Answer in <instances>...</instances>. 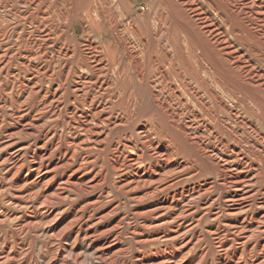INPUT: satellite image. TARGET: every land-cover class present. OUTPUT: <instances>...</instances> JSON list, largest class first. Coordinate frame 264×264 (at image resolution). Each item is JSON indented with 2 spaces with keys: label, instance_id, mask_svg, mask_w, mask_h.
I'll list each match as a JSON object with an SVG mask.
<instances>
[{
  "label": "rangeland",
  "instance_id": "obj_1",
  "mask_svg": "<svg viewBox=\"0 0 264 264\" xmlns=\"http://www.w3.org/2000/svg\"><path fill=\"white\" fill-rule=\"evenodd\" d=\"M196 1L0 0V264H264V0Z\"/></svg>",
  "mask_w": 264,
  "mask_h": 264
},
{
  "label": "bare ground",
  "instance_id": "obj_2",
  "mask_svg": "<svg viewBox=\"0 0 264 264\" xmlns=\"http://www.w3.org/2000/svg\"><path fill=\"white\" fill-rule=\"evenodd\" d=\"M198 1V0H197ZM196 1V2H197ZM199 2V1H198ZM245 2V1H244ZM8 4V3H7ZM199 6H200V3H199ZM221 6V5H220ZM168 7V6H167ZM188 7V6H187ZM193 8V7H192ZM206 8V7H205ZM204 8V9H205ZM207 9V8H206ZM240 9V8H239ZM249 10V9H248ZM256 10V9H255ZM198 11H200V10H198ZM210 11H212V10H210ZM246 11V10H245ZM203 16H205V15H203ZM260 16V15H259ZM264 16V15H263ZM196 17V16H195ZM257 17V16H256ZM205 19V18H204ZM178 20V19H177ZM180 21V20H179ZM212 21H214V20H212ZM208 22V21H207ZM218 23V22H217ZM233 23V22H232ZM248 23V22H247ZM215 25H218V24H215ZM219 25H220V23H219ZM251 26V25H250ZM212 28V27H211ZM224 29V28H223ZM231 29V28H230ZM205 30V29H204ZM220 30V29H219ZM233 30V29H232ZM237 31V30H236ZM193 32V31H192ZM216 32H218V31H216ZM224 32V31H223ZM232 32V31H231ZM207 33V32H206ZM210 34H212V32L210 33ZM223 35V34H222ZM227 37V36H226ZM223 38V37H222ZM221 38V39H222ZM225 40V39H224ZM200 41V40H199ZM237 42V41H236ZM235 43V42H234ZM239 43V42H238ZM201 44V43H200ZM233 44V43H232ZM225 45H227V44H225ZM235 46H236V44H235ZM249 46V45H248ZM241 47V46H240ZM203 48V47H202ZM258 50V49H257ZM224 51V50H223ZM240 51V50H239ZM242 53V52H241ZM236 54V53H235ZM240 54V53H239ZM243 54V53H242ZM264 54V53H263ZM211 58V57H210ZM228 58V57H227ZM231 59V58H230ZM172 60V59H171ZM170 60V61H171ZM229 60V59H228ZM253 60V59H252ZM232 62V61H231ZM251 63V62H250ZM210 64V63H209ZM254 64V63H253ZM243 65V64H242ZM216 66H217V64H216ZM235 66V65H234ZM217 67H219V66H217ZM162 68V67H161ZM220 68V67H219ZM258 69V68H257ZM163 70V69H162ZM221 70V69H220ZM223 70H224V68H223ZM237 70V69H236ZM217 71V70H216ZM161 72V71H160ZM227 72V71H226ZM223 73V72H222ZM259 73V72H258ZM147 74V73H146ZM159 75V74H158ZM165 75V74H164ZM148 77V76H147ZM165 77V76H164ZM225 77H227V76H225ZM235 79V78H234ZM147 80H148V78H147ZM201 80V79H200ZM158 81V80H157ZM189 81V80H188ZM262 81V80H261ZM232 82H233V80H232ZM232 82H231V84H232ZM259 82V81H258ZM236 84H237V81H236ZM243 84V83H242ZM8 85V84H7ZM148 85H150V83L148 84ZM239 85H241V83L239 84ZM245 85V84H244ZM244 85H242L243 87H244ZM238 86V85H237ZM11 87V86H10ZM174 88V87H173ZM245 88V87H244ZM175 89V88H174ZM242 89V88H241ZM173 90V89H172ZM192 90V89H191ZM197 90V89H196ZM215 91V90H214ZM148 92H150L149 90H148ZM252 92V91H251ZM156 93V92H155ZM180 93V92H179ZM178 93V94H179ZM195 93V92H194ZM157 94V93H156ZM221 94V93H220ZM161 95V94H160ZM180 95V94H179ZM5 96V95H4ZM163 98V97H162ZM258 98H259V95H258ZM201 99V98H200ZM9 101V100H8ZM3 102H4V100H3ZM1 103V102H0ZM204 103V102H203ZM166 104V103H165ZM235 104V103H234ZM131 105V104H130ZM157 106V105H156ZM208 106V105H207ZM57 108V107H56ZM191 108V107H190ZM228 109V108H227ZM99 110V109H98ZM172 110V109H171ZM170 110V111H171ZM198 112V111H197ZM236 112V111H235ZM196 116V115H195ZM121 117V116H120ZM178 118V117H177ZM246 120V119H245ZM244 120V121H245ZM115 121V120H114ZM230 121V120H229ZM233 122V121H232ZM117 123V122H116ZM234 123V122H233ZM188 125V124H187ZM76 126V125H75ZM151 128V127H150ZM202 128V127H201ZM146 129V128H145ZM212 128H210V130H211ZM230 129V128H229ZM198 133H199V131H198ZM142 134V133H141ZM207 134V133H206ZM237 135V134H236ZM60 137V136H59ZM194 138V137H193ZM219 139V138H218ZM226 140V139H225ZM262 140V139H261ZM208 141V140H207ZM220 141V140H219ZM255 141V140H254ZM72 143H74V142H72ZM153 143V142H152ZM158 143V142H157ZM199 143V142H198ZM206 143V142H205ZM245 143V142H244ZM59 144V143H58ZM70 144V143H69ZM136 144V143H135ZM148 144V143H147ZM150 144V143H149ZM167 145V144H166ZM180 145V144H179ZM156 146V145H155ZM208 146V145H207ZM241 146V145H240ZM152 147V146H151ZM202 147H203V145H202ZM204 148V147H203ZM248 148V147H247ZM74 149H76V148H74ZM78 149V148H77ZM177 149V148H176ZM205 149V148H204ZM222 149V148H221ZM167 150V149H166ZM206 150V149H205ZM229 150V149H228ZM232 150V149H231ZM73 151V150H72ZM157 151V150H156ZM213 151V150H212ZM239 151V150H238ZM224 152H225V150H224ZM152 153V152H151ZM217 153H218V151H217ZM71 154V153H70ZM120 154V153H119ZM157 154V153H156ZM159 154V153H158ZM212 154V153H211ZM243 154V153H242ZM233 155V154H232ZM244 155V154H243ZM252 155V154H251ZM262 156V155H261ZM254 157V156H253ZM88 158V157H87ZM235 158V157H234ZM242 158V157H241ZM24 159V158H23ZM219 159V158H218ZM224 160V159H223ZM114 161V160H113ZM264 161V160H263ZM20 162V161H19ZM132 162V161H131ZM101 163V162H100ZM186 164V163H185ZM241 164V163H240ZM251 164V163H250ZM18 165V164H17ZM188 165V164H187ZM237 165V164H236ZM179 166V165H178ZM243 166V165H242ZM251 166V165H250ZM255 166V165H254ZM135 167V166H134ZM198 168V167H197ZM236 168V167H235ZM18 169V168H17ZM179 169V168H178ZM225 169V168H224ZM227 169V168H226ZM229 169V168H228ZM253 172V171H252ZM234 173V172H233ZM109 174H110V171H109ZM229 174H232V173H229ZM105 175V174H104ZM235 176V175H234ZM246 176V175H245ZM109 178V177H108ZM239 178V177H238ZM236 180V179H235ZM227 181H229V180H227ZM231 181V180H230ZM255 181V180H254ZM126 182V181H125ZM121 183V182H120ZM119 183V184H120ZM124 183V182H123ZM132 186V185H131ZM130 188V187H129ZM239 188V187H238ZM128 189V188H127ZM1 191V190H0ZM178 196V195H177ZM184 197V196H183ZM48 199H50V198H48ZM183 199V198H182ZM47 203V202H46ZM185 213V212H184ZM186 214V213H185ZM4 215V214H3ZM249 217V216H248ZM252 217V216H251ZM34 221V220H33ZM243 221V220H242ZM244 221H248V220H245L244 219ZM197 222V221H196ZM218 222V221H217ZM32 224V223H31ZM227 224V223H226ZM228 226V225H227ZM218 228V227H217ZM223 228V227H222ZM21 229V228H20ZM211 229V228H210ZM213 229V228H212ZM226 230V229H225ZM208 231V230H207ZM215 231V230H214ZM211 232V231H210ZM251 235H252V233H251ZM235 237V236H234ZM248 237H249V235H248ZM199 238V237H198ZM10 239V238H9ZM163 239V238H162ZM247 239V238H246ZM3 240V239H2ZM212 240V239H211ZM222 241H225V240H222ZM9 242H10V240H9ZM9 242H8V244H9ZM155 242V241H154ZM5 243V242H4ZM7 243V242H6ZM12 243V242H11ZM220 243V242H219ZM225 243V242H224ZM235 244H236V242H234ZM255 243V242H254ZM13 244V243H12ZM11 244V245H12ZM222 245H223V243H221ZM10 245V244H9ZM221 246V245H220ZM228 246V245H227ZM240 246V245H239ZM253 246V245H252ZM259 246H260V244H259ZM11 247V246H10ZM17 247V246H16ZM172 247V246H171ZM243 247V246H242ZM6 248V247H5ZM13 248V247H12ZM12 248H11V250H12ZM221 248V247H220ZM252 248V247H251ZM71 249V248H70ZM174 249V248H173ZM238 249V248H237ZM248 249V248H247ZM69 250V249H68ZM67 250V251H68ZM166 250V249H165ZM164 250V251H165ZM168 250V249H167ZM242 250V249H241ZM15 251V250H14ZM18 251V250H17ZM25 251H27V250H25ZM163 251V250H162ZM170 251V250H169ZM234 251V250H233ZM12 252H13V250H12ZM70 252H72V251H70ZM202 252H204V251H202ZM224 252V251H223ZM242 253V252H241ZM250 253V252H249ZM75 254H76V252H75ZM74 254V255H75ZM159 254V253H158ZM226 254V253H225ZM260 254H261V256H262V259H264V245H263V249H262V247L260 248ZM70 255H71V253H70ZM238 255H240L239 254V251H235L232 255H230V256H228V258H226V257H224V256H222V257H219V258H217L216 259V262H217V264H231V263H233V264H240L239 263V258L240 257H238ZM22 256V255H21ZM29 256V255H28ZM164 256V255H163ZM202 256V255H201ZM241 256V255H240ZM252 256V255H251ZM151 257V256H150ZM158 257V256H157ZM156 257V258H157ZM255 257V256H254ZM254 257H252V258H254ZM164 258V257H163ZM251 258V259H252ZM113 259V258H112ZM115 259V258H114ZM143 259V258H142ZM148 259V258H147ZM73 260V259H72ZM241 260V259H240ZM250 260V259H249ZM74 261V260H73ZM115 260H113L112 262H114ZM147 261V260H146ZM251 261V260H250ZM260 261V260H259ZM92 262V261H91ZM95 262H96V257H95ZM122 261H120V263H121ZM125 262V261H124ZM76 263V262H75ZM139 263V262H138ZM148 263V262H147ZM95 264V263H94ZM118 264H119V262H118ZM140 264H142V261H141V263ZM209 264H211L210 262H209ZM250 264H255V261H251L250 262ZM260 264V263H259Z\"/></svg>",
  "mask_w": 264,
  "mask_h": 264
}]
</instances>
